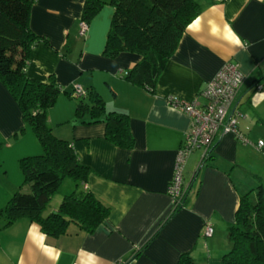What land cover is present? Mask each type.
<instances>
[{
  "label": "crops",
  "instance_id": "1",
  "mask_svg": "<svg viewBox=\"0 0 264 264\" xmlns=\"http://www.w3.org/2000/svg\"><path fill=\"white\" fill-rule=\"evenodd\" d=\"M85 1L33 2L29 27L48 41L31 47L26 75L40 81L53 75L68 91L74 85L93 87L107 109L129 115L134 144L131 149L119 147L104 137L103 122H81L75 115L76 100L61 92L47 111V122L90 172L79 187L64 178L52 204L76 188L88 190L109 207V216L93 232L71 222L59 236L45 234L27 218L4 227L0 216V264H177L184 252L194 264H223L222 255L230 246L228 226L240 197L256 184L247 174L257 169L262 173L258 161L264 163V153L255 147L262 139L254 133L259 124L248 128L264 123L259 108L264 101V0H195L199 13L182 33L154 93L124 78L138 54L103 56L114 12L111 0H101L80 33ZM226 62L237 63L244 76L236 100L238 116L249 118L251 109L252 123L238 118L236 123L249 142L232 133L219 135L212 158L203 164L201 151L195 150L183 169L190 185L186 201L173 212L168 185L192 120L168 98L198 97L203 102L199 91ZM255 83L261 88L255 89ZM40 152L16 99L0 80V209L22 184L19 159ZM53 209L56 206L44 214ZM206 225L213 229L210 236L203 234Z\"/></svg>",
  "mask_w": 264,
  "mask_h": 264
},
{
  "label": "trees",
  "instance_id": "2",
  "mask_svg": "<svg viewBox=\"0 0 264 264\" xmlns=\"http://www.w3.org/2000/svg\"><path fill=\"white\" fill-rule=\"evenodd\" d=\"M35 0H0V80L16 99L23 121L32 129L41 152L19 159L22 184L0 209L4 227L20 218L39 225L42 232L59 236L75 223L93 232L109 216L110 209L88 190L74 189L62 196L56 209L44 214L64 178L77 187L85 183L90 169L81 164L72 145L56 137L47 122V111L64 92L76 100L75 115L81 122L105 124L104 137L131 149L134 137L126 112L109 110L93 87L73 96L50 75L40 81L26 75L31 47L48 40L29 27V9ZM104 1L86 0L81 21L88 20ZM114 12L106 36L103 56L114 58L122 52L140 56L124 78L154 93L158 77L174 53L187 25L199 13L195 0H111ZM86 117V119H85ZM84 118V119H83ZM212 156L210 155L209 159ZM208 159V160H209ZM28 186L24 192L23 186ZM182 206L173 209L179 210ZM230 246L223 264H264V179L240 197L235 220L228 226ZM177 264H194L189 252Z\"/></svg>",
  "mask_w": 264,
  "mask_h": 264
},
{
  "label": "built area",
  "instance_id": "3",
  "mask_svg": "<svg viewBox=\"0 0 264 264\" xmlns=\"http://www.w3.org/2000/svg\"><path fill=\"white\" fill-rule=\"evenodd\" d=\"M87 29L85 21L80 22V33ZM244 82L238 64L226 62L214 75L205 83L199 91L198 97L193 100H185L175 96L168 98V103L174 108L185 113L192 121L190 128L181 143L174 160L173 175L168 185V193L171 196L172 208L183 206L186 201L190 185L185 182L183 176L184 165L189 155L195 151H201L200 163L207 161L214 148L215 141L219 135L232 133L242 143H248V139L238 130L237 117V95ZM255 89L261 85L254 84ZM85 90L80 85H74L72 95L77 97L84 95ZM255 147L264 153V140L260 139ZM213 232L211 225H206L203 230L205 236Z\"/></svg>",
  "mask_w": 264,
  "mask_h": 264
},
{
  "label": "rangeland",
  "instance_id": "4",
  "mask_svg": "<svg viewBox=\"0 0 264 264\" xmlns=\"http://www.w3.org/2000/svg\"><path fill=\"white\" fill-rule=\"evenodd\" d=\"M259 108H261V111L264 112V101H261V105L259 106ZM248 110H249V113H247V115L249 114V118L248 117H243V116H238L237 117L238 120L240 121V123H242V121L243 122H246L247 121V123H250L251 122L250 118L253 115V112H252L251 109H248ZM255 124H259V126H258L259 128L256 127L254 129V133L260 135L261 138L264 139V123H260V122L253 123V124L249 125L248 128L251 129L252 127H255ZM192 154H196V151H193L189 156H191ZM262 159H264V158H262ZM258 163L260 164L259 166H261L260 168H261L262 173H260V170L257 169L259 172L258 171H255V172H253L251 174L250 173L247 174L248 175V178L251 177L254 180V182L256 183L255 185H253L252 190H253V188H255L258 185V181H259L260 178L264 179V163H261L259 161H258ZM65 181H70V180L69 179H65L64 182ZM62 185H63V183H62ZM22 190L24 192H27L28 191V186L27 185H24ZM2 194H3V192L0 191V198L2 197ZM52 203L53 202L51 201V203L48 204V206H47L46 209L53 208V206H56V208H57L58 205H59V201H58V203H54V204H52Z\"/></svg>",
  "mask_w": 264,
  "mask_h": 264
},
{
  "label": "clouds",
  "instance_id": "5",
  "mask_svg": "<svg viewBox=\"0 0 264 264\" xmlns=\"http://www.w3.org/2000/svg\"><path fill=\"white\" fill-rule=\"evenodd\" d=\"M235 43H236L237 45H239V44L241 43L238 37L236 38Z\"/></svg>",
  "mask_w": 264,
  "mask_h": 264
}]
</instances>
